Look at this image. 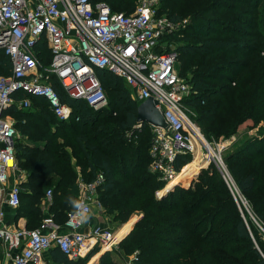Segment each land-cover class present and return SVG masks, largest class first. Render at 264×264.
Here are the masks:
<instances>
[{
  "label": "trees",
  "instance_id": "trees-1",
  "mask_svg": "<svg viewBox=\"0 0 264 264\" xmlns=\"http://www.w3.org/2000/svg\"><path fill=\"white\" fill-rule=\"evenodd\" d=\"M93 1H104L113 12L126 14L137 3ZM204 1L211 3L160 0L158 10L176 23L180 14H189L192 21L183 32L167 38L179 53V75L193 91L186 102L197 108L196 120L209 138L234 135L244 123L249 127L261 123L264 128V0H235L244 7L236 20L213 13L219 0ZM237 24L241 26L236 28ZM39 50L43 62L49 64L50 52L45 46ZM10 68L9 57L0 49V76ZM97 74L109 96L105 112L70 98L55 81L62 102L72 108L70 120H60L48 102L36 96L30 97L29 108L14 104L5 112L15 120L17 166L27 175L20 184L17 217H26L30 230L39 227L44 218L41 203L50 188L51 214L64 225L74 208L68 198L79 199V168L85 182L103 173L105 182L98 197L103 208L115 201L107 209L115 221L125 224L135 211L142 213L118 250L130 257V264H264V243L257 237L261 250L256 248V233L248 226L251 220L236 203L217 166L202 170L190 188L177 185L166 195L157 194L166 183L149 172L152 134L148 124L137 127L140 102L131 96L133 90L122 78L108 70ZM24 97L25 93L18 92L16 101ZM261 132L229 150L224 161L264 226V130ZM186 161L187 154L178 156L177 171ZM100 250L97 245L77 260L59 247L45 253L55 264H88ZM110 257L105 252L96 264H113Z\"/></svg>",
  "mask_w": 264,
  "mask_h": 264
},
{
  "label": "built area",
  "instance_id": "built-area-1",
  "mask_svg": "<svg viewBox=\"0 0 264 264\" xmlns=\"http://www.w3.org/2000/svg\"><path fill=\"white\" fill-rule=\"evenodd\" d=\"M158 5V0H137L134 11L126 14L113 12L104 1L0 0V49L11 62L10 72L0 76V240L13 264H46L43 254L53 247L77 260L97 245L112 250L118 242L116 234L107 228L81 231L86 220L75 208L68 213L64 226L51 217L44 219L42 228L32 230L5 226L4 207L16 209L21 205L20 185L8 187L18 167V132L13 117L5 115L12 105L26 109L31 106V96L42 97L56 117L70 120L72 108L62 102L55 81L70 98L100 110L108 106V99L97 71L108 70L127 83L140 103L156 100L165 118L167 128L149 125V168L166 188L178 175V156L194 152L198 144L208 146L198 124L187 113L184 102L193 91L180 77L179 53L167 40L177 23L158 14ZM43 46L50 52L49 64L42 60L39 49ZM18 92L26 97L16 101ZM144 124L137 123V127ZM222 152L220 149L217 160L224 167ZM104 182L103 173L92 182L79 180V200L87 205L89 214L93 206L100 207L98 194ZM45 197L51 205L53 191L49 189Z\"/></svg>",
  "mask_w": 264,
  "mask_h": 264
},
{
  "label": "rangeland",
  "instance_id": "rangeland-1",
  "mask_svg": "<svg viewBox=\"0 0 264 264\" xmlns=\"http://www.w3.org/2000/svg\"><path fill=\"white\" fill-rule=\"evenodd\" d=\"M158 1H159V5H160V0H158ZM190 1L191 2H195V3L199 2V1L206 2L204 0H190ZM219 2L221 4L217 5L218 8L214 9L213 13H216L218 16H220L222 18L229 17V18H233V20H236V18H238V16L240 15L241 10L244 8L242 6V3L237 2L235 0H219ZM209 3H211V2H209ZM209 3H207V4H209ZM159 5H158V10H159ZM232 8L234 10H232ZM180 16H181V19L177 23V27L175 29L174 34H178L180 32H183L184 29L187 26H189L191 24V22H192L189 14H185V15H181L180 14ZM238 25L239 24L235 25L236 28H237ZM239 26H241V25H239ZM107 96H108V93H107ZM131 96L133 98L136 97V94L134 93V91H131ZM108 100H109V98H108ZM184 103H185V106L187 108V113L198 124V126L200 128V131H201V134H202L203 138L205 139V142L207 143L208 146L207 147H205V146L202 147V146H200L198 144V145H196V149L197 150H195L192 153H188L187 154V161H186L187 163L183 167L189 166L190 164H192V165H190L191 167L186 168L184 171H183L184 168H181L178 171V175L182 172L180 180H182V179L187 177L188 184H185L184 182H180V184L178 186H185L186 188L187 187L190 188L192 186L191 184H193V182L196 180V178L198 177L199 173L202 170H205V169L209 168L211 165L218 166L217 168L219 169L220 174L223 177L224 182L227 184V186L229 187V190L233 194L236 203L238 204V206H240L241 210H243L245 213L248 214L249 219L251 220V223H250V221L248 223L250 231L254 230L255 233H256V235H254V240H255L254 244H255L256 248H259L261 250L260 244L257 243L256 240H257V237H258L264 243V231H263L264 230V226H263L262 222L259 220V218H257L252 213V209L249 206L247 200L244 198V196L238 190V188H237V186L235 184V181L232 178L231 173L229 172V170L227 168V165H226V163L224 161V156L226 155V153L229 150H231L232 148L236 147L240 142L245 140L248 136H251V135H254V134H261L262 133L261 131L264 130L262 124L261 123H259V124L252 123L253 126L251 124V126L249 127V125H245V123H244L241 126L242 128L237 133H235L234 135H230L228 137L223 136V137H220V138H209L208 136L205 135V133L202 130L201 125L196 120V116H197V112H198L197 108L193 107L190 103H188V101L184 102ZM104 108H106V107H104ZM104 108L100 109L99 111L103 112ZM117 118L118 117H115L114 119H117ZM132 140L136 141L137 137L135 135H133ZM60 142L64 143L63 141H60ZM208 147L210 148L211 151L208 149ZM220 149H222V151H223L221 157L223 158V161H224L223 162L224 163V167H221L220 163L217 160L219 158V156H220ZM198 151H199V154H198ZM196 156H200V158H197ZM19 170H21V169L17 167V169L15 170L14 174H12L10 183H13L14 180L16 181L19 178V176L17 177ZM21 171L24 172L23 170H21ZM149 172L152 173L150 168H149ZM177 176H176V178H177ZM118 178H119L118 179L119 182L121 183L122 180H123V177L120 176ZM176 178H174V180ZM180 180H178V181H180ZM152 183H154V182H152ZM172 186H174V185H172ZM49 189L50 188H47L46 190H49ZM165 189H167V188L166 187L161 188L159 190V192H157V194H159L160 196H163L164 195L163 193H164ZM114 205H115V201L114 202L111 201V202H108V204H104V213L106 214V216L108 218L107 220L109 222H111V221L113 222V226H119V225H122V224H120L117 221H115L114 220V214H111V213H109L107 211V209L109 210ZM243 211H242V213L244 215ZM141 215H142V213L140 211H135L133 213L131 219L128 221V224L131 225V223H134L135 220H137V218L141 217ZM245 219H246V216H245ZM251 226L254 229H252ZM112 228H114V227H112ZM254 231H253V234H254ZM121 236L122 235L120 233L118 235H116L117 239H119L120 241H118L117 245L112 250H103V249L100 248L101 250L92 258L94 264L99 262V260H100L99 258L102 256L101 255L102 252H103V254L105 252H110L111 253V257L110 258H111V261L113 262V264H130V262H131V260L129 259L130 257H128L125 254H121V253L118 252L119 248L121 247V245H120L121 241L125 238V237L121 238ZM90 263H88V264H90Z\"/></svg>",
  "mask_w": 264,
  "mask_h": 264
},
{
  "label": "crops",
  "instance_id": "crops-1",
  "mask_svg": "<svg viewBox=\"0 0 264 264\" xmlns=\"http://www.w3.org/2000/svg\"><path fill=\"white\" fill-rule=\"evenodd\" d=\"M189 167H191V166H189ZM76 171H77V175H78V177H77L78 198H80L82 190L79 187V180L83 179V178L81 176L79 168H76ZM12 174H14V173H12ZM12 174H11L9 182H8L9 188L11 186H13L15 183L20 185L23 181H25L27 179L26 173L19 170L18 175H17V177L19 176V178L16 181L14 180L13 183H10ZM45 198L42 200V203H41V210L44 214V218H43L41 224L39 225V227H37V228H42L43 223H44V219H46L47 217H51L54 219L53 215L51 214V208H52L54 202L51 205L47 204L45 201ZM99 202H100V200H99ZM4 208H5V212H6L4 224L6 227H8L9 229H16V228H27L28 229L29 228L28 219L26 217H17V210L19 207L15 209V208L5 206ZM107 219L108 218H107L106 214L104 213V208L100 202V207H98L96 205L93 206V210L88 215V218L86 219V222H85V226L82 228L81 231L89 232L90 230H92L95 227H103V228H107V229L112 230L116 235H118L120 233L122 235L121 238H123V237H126L132 231L134 225L136 224V222L138 221L139 218H137V220L134 223L130 222L131 225H129L127 222V223L119 225V226H113V222L112 221L109 222ZM54 221H55V219H54ZM56 223H58V222H56ZM59 225H61V224H59ZM61 226H64V225H61ZM112 227H114V228H112ZM17 251L18 250H15L11 254H15ZM46 257H47L46 253H44L42 258L46 264H55L54 262L47 259ZM90 262H89L90 264L94 263L93 260H91ZM0 264H13L12 258L8 254H6L5 247L3 246L1 240H0Z\"/></svg>",
  "mask_w": 264,
  "mask_h": 264
},
{
  "label": "water",
  "instance_id": "water-1",
  "mask_svg": "<svg viewBox=\"0 0 264 264\" xmlns=\"http://www.w3.org/2000/svg\"><path fill=\"white\" fill-rule=\"evenodd\" d=\"M156 106H157V102L153 98H149L141 102L137 108V123L138 124L145 123L148 125L167 128V123L165 121V118L162 115V113L157 109ZM183 182L184 183L186 182L185 184H188V180ZM179 184L180 183H177L171 188L165 189L163 194L166 195L168 192L173 190Z\"/></svg>",
  "mask_w": 264,
  "mask_h": 264
},
{
  "label": "clouds",
  "instance_id": "clouds-1",
  "mask_svg": "<svg viewBox=\"0 0 264 264\" xmlns=\"http://www.w3.org/2000/svg\"><path fill=\"white\" fill-rule=\"evenodd\" d=\"M69 203L76 209V214L80 216L82 220H86L88 218L89 209L86 204L82 201L75 199L73 197H69Z\"/></svg>",
  "mask_w": 264,
  "mask_h": 264
},
{
  "label": "bare ground",
  "instance_id": "bare-ground-1",
  "mask_svg": "<svg viewBox=\"0 0 264 264\" xmlns=\"http://www.w3.org/2000/svg\"><path fill=\"white\" fill-rule=\"evenodd\" d=\"M208 149L210 150V148L208 147ZM211 151V150H210ZM198 154H199V151H198ZM197 158H200V156H196ZM190 165H192V164H190ZM189 165V166H190ZM194 165V164H193ZM189 166H186V167H183L184 169H183V171L186 169V168H189ZM181 174H182V172L177 176V178L175 179V180H173L172 182H171V184L167 187V188H171L172 187V185L174 184H177V183H180V182H183V181H186L187 180V177L186 178H184V179H182V180H180V177H181ZM178 180H180V181H178ZM136 221V220H135ZM118 241H120L119 239H117V237L115 238V243H117Z\"/></svg>",
  "mask_w": 264,
  "mask_h": 264
},
{
  "label": "snow or ice",
  "instance_id": "snow-or-ice-1",
  "mask_svg": "<svg viewBox=\"0 0 264 264\" xmlns=\"http://www.w3.org/2000/svg\"><path fill=\"white\" fill-rule=\"evenodd\" d=\"M145 12H147V9H145Z\"/></svg>",
  "mask_w": 264,
  "mask_h": 264
}]
</instances>
